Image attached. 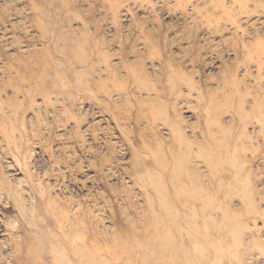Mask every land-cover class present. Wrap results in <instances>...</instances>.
<instances>
[{"label": "rangeland", "instance_id": "obj_1", "mask_svg": "<svg viewBox=\"0 0 264 264\" xmlns=\"http://www.w3.org/2000/svg\"><path fill=\"white\" fill-rule=\"evenodd\" d=\"M0 264H264V0H0Z\"/></svg>", "mask_w": 264, "mask_h": 264}]
</instances>
